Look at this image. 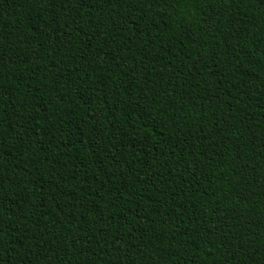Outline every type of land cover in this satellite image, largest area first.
<instances>
[{
	"label": "trees",
	"instance_id": "1",
	"mask_svg": "<svg viewBox=\"0 0 264 264\" xmlns=\"http://www.w3.org/2000/svg\"><path fill=\"white\" fill-rule=\"evenodd\" d=\"M0 264H264V0H0Z\"/></svg>",
	"mask_w": 264,
	"mask_h": 264
}]
</instances>
